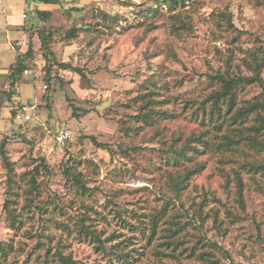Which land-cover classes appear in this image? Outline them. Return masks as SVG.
Instances as JSON below:
<instances>
[{
    "label": "rangeland",
    "instance_id": "374dc122",
    "mask_svg": "<svg viewBox=\"0 0 264 264\" xmlns=\"http://www.w3.org/2000/svg\"><path fill=\"white\" fill-rule=\"evenodd\" d=\"M151 1L21 6L28 31L11 46L25 51L30 34L34 56L13 86L10 65L0 67V144L12 162L9 177L0 158V241L12 243V264H58L57 252L78 264H264V176L240 172V189L232 179L242 162L263 159L264 149L237 141L229 153L219 146L224 132L192 114L216 86L207 74L250 73L243 57L264 48V0H185L147 9ZM39 10L49 16L40 18ZM47 29L53 31L48 60L38 37ZM12 58L1 46L0 66ZM260 92L258 84H245L235 102ZM149 96L172 116L138 122ZM60 129L70 134L64 144L55 139ZM200 134L205 147L190 142L199 151L188 150L191 160L164 165L162 149ZM67 165L82 172L91 190L80 193ZM196 168L179 200L165 171ZM81 219L101 243L80 230Z\"/></svg>",
    "mask_w": 264,
    "mask_h": 264
},
{
    "label": "trees",
    "instance_id": "16d2710c",
    "mask_svg": "<svg viewBox=\"0 0 264 264\" xmlns=\"http://www.w3.org/2000/svg\"><path fill=\"white\" fill-rule=\"evenodd\" d=\"M43 1L51 4L58 3V0ZM184 2L185 0H152L147 9H153L154 7L152 4L154 3H159L160 5L165 4L170 8H173ZM37 15L40 18H46L49 16V13L47 11L39 10L37 11ZM106 16H104L105 19ZM217 16H221V18L227 22L229 27H233L229 16L225 15L223 12L217 13ZM135 18H137V20L140 19L138 16ZM107 19L113 20L115 17L108 15ZM115 22L118 21H114V23ZM22 29H24V33H27L28 29L24 25ZM52 33V29L38 31L40 48L43 50V55L45 57L48 55V53H50L49 44L52 40ZM70 35H68V32H66L64 37L67 38ZM26 38V50L23 52L16 50L14 60L7 70V78L9 79V85L11 86L15 84L17 76H19L28 66L27 61L32 59L34 56L30 34H26ZM45 59L48 60V57ZM243 65L249 70L250 73L248 75H232L231 73H223L219 70H216L213 74H207L209 81H213L216 86L211 89V92L202 100V102H199V104L195 106V109L192 111L193 115H200L201 119L206 121V123L211 126V128H214L215 125L217 130H222L224 132L219 146L221 145L226 148L225 150L229 153L230 151L236 149L237 141H243L248 146L256 149L257 152L263 151L264 149V114L262 113L264 111V81L261 78V71L264 68V48L255 47L249 49L246 56L243 57ZM58 67L62 69H70L82 76V72L77 67H73L65 63H58ZM48 73L49 67L46 71V75H48ZM50 78V76H47L46 81H49ZM251 83L258 84L261 88V92L254 96L251 100H243V102H241L239 105L236 104L235 92L244 87L245 84ZM149 98L150 99H148L143 105V111L141 112V115H139L138 122H142L146 125H152L154 122H157L158 119H164L172 116V113L169 110L156 109L152 103L153 99H151L150 96ZM188 100L189 99L186 100L185 105L188 103ZM194 104L195 103L192 102V105ZM12 113L14 115V111ZM211 122H213L214 125H212ZM193 141L197 142L200 147H205V139H203L200 134L191 137V139L181 147L170 148L167 150L162 149L161 152H163L166 156L164 165L177 166L184 164V161L186 160H191L193 157L187 154L188 150H193V153L199 152L198 148L195 147L189 149L190 142ZM241 154H243V152ZM0 158L9 176L12 170V162L9 160L6 153L4 141H2L0 144ZM242 164L243 165L239 170L233 169L232 171V179L239 189L242 187V172H246L251 177V179H254L253 176L256 173H258L260 176H264V158L258 160L248 159L245 163L242 162ZM197 170L198 168L187 171L183 170V172L181 170L177 171V169L174 171H165V177L167 179L168 186L172 190L175 197L177 196L179 200L180 196L186 189L188 180L193 174L197 172ZM64 171L67 176L72 179L76 185V188L80 190L81 194H84L87 190H91L84 185L82 180V172L77 171V167H71L67 165ZM227 177L230 178L231 176L228 174ZM31 185L35 186L34 179H32ZM9 188L12 190L11 184H9ZM16 220L17 215L11 216L9 218L10 226L12 228H14V221ZM82 220L83 219H81V221ZM60 224L62 225L63 223L60 222ZM80 230L85 232V235L88 234L95 241L101 243L99 236L94 232V230L88 229V225H85L83 221L80 223ZM150 230V234L155 231L153 226ZM164 236L168 237L169 235ZM148 237H150V235H148ZM13 251L14 248L11 242L4 240L0 241V264H12L11 261L8 260V254ZM55 256L57 258L58 264H78L77 260L67 255H62L59 252H57ZM125 256L126 255H124V257Z\"/></svg>",
    "mask_w": 264,
    "mask_h": 264
},
{
    "label": "crops",
    "instance_id": "0c3cea01",
    "mask_svg": "<svg viewBox=\"0 0 264 264\" xmlns=\"http://www.w3.org/2000/svg\"><path fill=\"white\" fill-rule=\"evenodd\" d=\"M21 6L28 4V0H20ZM21 6H14L10 0H2L0 7V29L4 28L5 41L1 46L5 47L11 52L12 61L9 64H4L8 67L14 60L15 51L11 46V41L20 39L22 40L25 37L24 32L22 31V26L26 24V19L23 17L25 10ZM3 17V18H2ZM0 46V47H1Z\"/></svg>",
    "mask_w": 264,
    "mask_h": 264
},
{
    "label": "built area",
    "instance_id": "2783aa9c",
    "mask_svg": "<svg viewBox=\"0 0 264 264\" xmlns=\"http://www.w3.org/2000/svg\"><path fill=\"white\" fill-rule=\"evenodd\" d=\"M25 72L27 71L25 70ZM29 117L30 116L28 114L24 115V118L26 119H29ZM69 136L70 134L66 130L60 129L56 132L55 139L58 144H64V142H66L69 139Z\"/></svg>",
    "mask_w": 264,
    "mask_h": 264
}]
</instances>
